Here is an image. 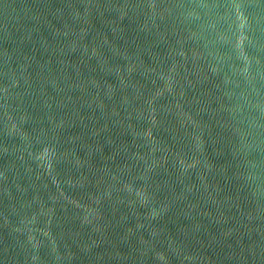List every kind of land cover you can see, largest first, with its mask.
<instances>
[{"label":"water","instance_id":"obj_1","mask_svg":"<svg viewBox=\"0 0 264 264\" xmlns=\"http://www.w3.org/2000/svg\"><path fill=\"white\" fill-rule=\"evenodd\" d=\"M0 90L49 264H264V0H0Z\"/></svg>","mask_w":264,"mask_h":264}]
</instances>
